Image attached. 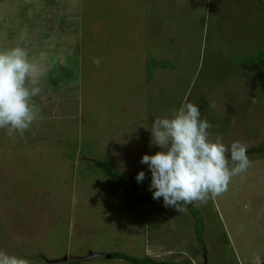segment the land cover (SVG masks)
Listing matches in <instances>:
<instances>
[{
	"label": "rangeland",
	"instance_id": "1",
	"mask_svg": "<svg viewBox=\"0 0 264 264\" xmlns=\"http://www.w3.org/2000/svg\"><path fill=\"white\" fill-rule=\"evenodd\" d=\"M169 2L160 12L158 0H0V50H28L43 117L15 139L0 129V250L30 264H128L102 256L141 260L146 245L155 262L264 259V0ZM185 103L213 140L246 143L252 166L179 213L145 199L140 160L161 150L152 122ZM95 161L127 184L144 171L137 198Z\"/></svg>",
	"mask_w": 264,
	"mask_h": 264
},
{
	"label": "clouds",
	"instance_id": "2",
	"mask_svg": "<svg viewBox=\"0 0 264 264\" xmlns=\"http://www.w3.org/2000/svg\"><path fill=\"white\" fill-rule=\"evenodd\" d=\"M93 63L99 66L101 61L94 58ZM38 74L27 49L14 46L0 50V129L12 139L17 134L23 136L38 119H43L34 103V97L42 91ZM209 107L215 108L216 104ZM212 127L207 119H201L198 105L192 103L152 122L151 143L161 150L143 155L140 163L151 172L149 190L153 200L162 198L165 207L179 213L187 211L190 204L204 205L226 193L232 179L252 166L246 143L233 141L226 145L220 135L213 140L209 131ZM145 178L144 171L138 172V183ZM0 264L30 262L0 250ZM252 264H264V259L254 252Z\"/></svg>",
	"mask_w": 264,
	"mask_h": 264
},
{
	"label": "trees",
	"instance_id": "3",
	"mask_svg": "<svg viewBox=\"0 0 264 264\" xmlns=\"http://www.w3.org/2000/svg\"><path fill=\"white\" fill-rule=\"evenodd\" d=\"M64 25V23H63ZM63 29H65V25L63 27ZM259 153L264 152V146L261 145L260 147L257 148L256 150ZM93 165L95 167H97L98 169L102 170L105 175L111 179L113 182H115V184L119 187V189L126 195L127 198L129 199H136L137 198V192H136V186H135V179H131L129 181V184H127L122 177H120L118 174L114 173L110 166L100 162V161H95L93 163ZM145 199L147 201H150L152 198L150 197V195L148 194ZM144 199V201H146ZM189 209V206H187V210ZM110 256V259H114V260H122L128 264H172V263H167V262H155L154 260L150 259V258H143L141 260L126 256L124 254H119V253H113ZM81 259V258H80ZM76 264V263H73Z\"/></svg>",
	"mask_w": 264,
	"mask_h": 264
},
{
	"label": "crops",
	"instance_id": "4",
	"mask_svg": "<svg viewBox=\"0 0 264 264\" xmlns=\"http://www.w3.org/2000/svg\"><path fill=\"white\" fill-rule=\"evenodd\" d=\"M54 1H55V0H54ZM158 2L161 3V6H154V7L160 9V12H163V10L165 9L166 6H171L169 0H167V1L158 0ZM235 10H236V11H235V13H236L235 18H237V17H238V19L242 18V15H241V14L244 13V7H243V6H240V7L235 8ZM166 12H167V11H166ZM169 13H170L171 15H174V16H175V13H174L173 11L169 10ZM160 16H161L162 20H165V19H172V18L175 19V18H176V17H172V18H171V17H169V16H167V15H164L163 13H161ZM242 19H244V18H242ZM170 22H171V21H170ZM170 22H168V23H170ZM168 23H167V24H168ZM169 26L175 27V26L172 25V24H169ZM0 35H1V34H0ZM130 242H131V240H130ZM130 242H129V243H130ZM129 243H128V244H129ZM130 246H131V245H130ZM130 246H129V247H130ZM151 246H153V245H151ZM129 247H128V248H129ZM154 247H155V246H154ZM154 247H153V250L155 251V248H154ZM148 248H149V247L146 245V246H145V249L143 250V252H144V255H143L144 258L148 255V254H147V252H148ZM146 251H147V252H146ZM69 257H70V256H69ZM80 258H82L81 255H79V256L77 255V256H75V257H73V258L70 257V259H80ZM61 260H62V259H61ZM61 260H60V261H61ZM120 261H122V260H120Z\"/></svg>",
	"mask_w": 264,
	"mask_h": 264
},
{
	"label": "water",
	"instance_id": "5",
	"mask_svg": "<svg viewBox=\"0 0 264 264\" xmlns=\"http://www.w3.org/2000/svg\"><path fill=\"white\" fill-rule=\"evenodd\" d=\"M94 256H90L89 259L93 258ZM103 258H109L110 259V256H102ZM62 261V260H61Z\"/></svg>",
	"mask_w": 264,
	"mask_h": 264
}]
</instances>
